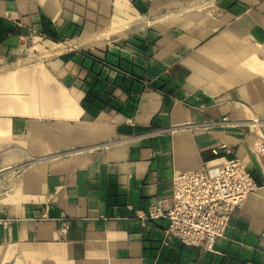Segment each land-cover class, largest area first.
Returning a JSON list of instances; mask_svg holds the SVG:
<instances>
[{
    "label": "crops",
    "instance_id": "1",
    "mask_svg": "<svg viewBox=\"0 0 264 264\" xmlns=\"http://www.w3.org/2000/svg\"><path fill=\"white\" fill-rule=\"evenodd\" d=\"M0 37V264H264V188L214 253L146 218L179 173L263 172L264 0H0Z\"/></svg>",
    "mask_w": 264,
    "mask_h": 264
},
{
    "label": "built area",
    "instance_id": "2",
    "mask_svg": "<svg viewBox=\"0 0 264 264\" xmlns=\"http://www.w3.org/2000/svg\"><path fill=\"white\" fill-rule=\"evenodd\" d=\"M264 156V138L253 146ZM215 164L179 173L173 179L170 206L152 205L147 220L165 219L162 246L173 240L208 253L225 237L234 211L250 195L264 188V170L257 178L239 158H220ZM44 217H47L45 214ZM5 228L12 222L0 220Z\"/></svg>",
    "mask_w": 264,
    "mask_h": 264
},
{
    "label": "trees",
    "instance_id": "3",
    "mask_svg": "<svg viewBox=\"0 0 264 264\" xmlns=\"http://www.w3.org/2000/svg\"><path fill=\"white\" fill-rule=\"evenodd\" d=\"M11 29L9 28L8 31H10ZM45 31V30H44ZM43 34L45 35H48L47 33H44L42 32ZM56 39V38H54ZM0 41H1V37H0ZM89 102V95L88 97L85 98V100L82 102V106L85 108V109H88V106H87V103ZM94 110V109H93Z\"/></svg>",
    "mask_w": 264,
    "mask_h": 264
},
{
    "label": "rangeland",
    "instance_id": "4",
    "mask_svg": "<svg viewBox=\"0 0 264 264\" xmlns=\"http://www.w3.org/2000/svg\"><path fill=\"white\" fill-rule=\"evenodd\" d=\"M138 6H140V3L138 4ZM98 7V6H97ZM142 10L145 12L146 9L144 7H142ZM98 11L96 12V15H97Z\"/></svg>",
    "mask_w": 264,
    "mask_h": 264
}]
</instances>
